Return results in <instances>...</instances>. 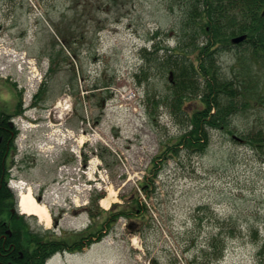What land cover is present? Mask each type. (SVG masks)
Segmentation results:
<instances>
[{"label": "rangeland", "instance_id": "obj_1", "mask_svg": "<svg viewBox=\"0 0 264 264\" xmlns=\"http://www.w3.org/2000/svg\"><path fill=\"white\" fill-rule=\"evenodd\" d=\"M171 1L0 0V110L19 100L23 110L42 89L41 112H23L34 124L16 118L10 170L48 207L49 228L24 215L30 230L60 239L98 228L102 211H127L135 190L142 206L81 254L46 264H197L206 254L209 264H264V56L252 64L246 45L215 53L218 76L245 100L230 130L257 143L211 130L204 152L156 159L199 106L176 108L175 75L168 81L173 52L180 71L185 51L184 4ZM150 164L147 198L138 185ZM97 194L109 207L92 205ZM84 208L102 216L91 221Z\"/></svg>", "mask_w": 264, "mask_h": 264}, {"label": "trees", "instance_id": "obj_2", "mask_svg": "<svg viewBox=\"0 0 264 264\" xmlns=\"http://www.w3.org/2000/svg\"><path fill=\"white\" fill-rule=\"evenodd\" d=\"M177 1L182 2V7L184 4L183 11L185 10L183 19L185 51L182 53L183 67L180 71L175 68V60L180 61L182 58L173 52L171 56L173 63L169 71L171 76L168 77V81L171 82L175 75V82L170 87L177 89L174 91L177 95L176 108L181 110L180 101L183 104L184 100L191 99H198L199 106L191 113L183 112L187 120L186 131L176 138L174 143L170 141L166 149L156 158H162V162L183 150L195 154L204 152L209 144L211 130H222L232 135L234 140L238 139L230 130V116L236 113L240 97L242 101L245 100L239 89H234L235 91L232 89L233 85L229 80H222L218 76L215 53L220 49L246 45L253 59V62L250 61L252 64L264 56V0H172L171 2L174 4ZM65 36L62 34L61 42L66 45L68 43ZM241 36L244 40L239 44H233L232 40ZM198 78L203 82L202 87ZM41 93L42 89L37 98ZM19 106L18 101L10 114L0 111V264H44L57 252L81 251L82 247L92 242L88 241L85 244L84 239H89L88 233L85 232L80 234L78 243L76 242L79 240L71 242L69 238L57 239L47 234L39 235L30 230L29 224L22 216L17 213L12 214L14 198L6 182L15 153L16 130L10 119L21 112ZM241 139L251 146L257 143L245 134L241 135ZM152 168L150 164L147 172L151 173V176L148 179L143 178L138 185L147 198L154 192L153 179L158 174ZM134 195L135 201H131L127 211L125 209L118 211L113 216L114 219L119 216L131 218L142 214V206L136 198L138 196L136 190ZM102 196L103 194H97L93 197L92 205H96ZM90 215L93 216L92 212ZM212 253L214 257L220 255L217 252ZM209 255H204L201 260H198L199 256H197L192 263L209 264L213 259Z\"/></svg>", "mask_w": 264, "mask_h": 264}, {"label": "bare ground", "instance_id": "obj_3", "mask_svg": "<svg viewBox=\"0 0 264 264\" xmlns=\"http://www.w3.org/2000/svg\"><path fill=\"white\" fill-rule=\"evenodd\" d=\"M100 205L103 208L109 207L107 199H102ZM18 208L20 212L27 216L37 217L39 223L49 228L51 225V217L48 207L45 203H37L33 197V190L31 187H22L19 192Z\"/></svg>", "mask_w": 264, "mask_h": 264}, {"label": "water", "instance_id": "obj_4", "mask_svg": "<svg viewBox=\"0 0 264 264\" xmlns=\"http://www.w3.org/2000/svg\"><path fill=\"white\" fill-rule=\"evenodd\" d=\"M243 40H244V37H239V38H235V39H233L232 42H233L234 44H237V43H240V42L243 41Z\"/></svg>", "mask_w": 264, "mask_h": 264}]
</instances>
